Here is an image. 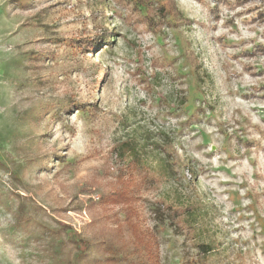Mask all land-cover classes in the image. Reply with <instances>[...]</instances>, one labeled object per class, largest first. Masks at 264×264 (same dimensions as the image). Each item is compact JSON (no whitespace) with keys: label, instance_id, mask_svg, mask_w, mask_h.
<instances>
[{"label":"rangeland","instance_id":"obj_1","mask_svg":"<svg viewBox=\"0 0 264 264\" xmlns=\"http://www.w3.org/2000/svg\"><path fill=\"white\" fill-rule=\"evenodd\" d=\"M176 1L0 0V264H108L124 215L90 199L145 167L158 264H264V6Z\"/></svg>","mask_w":264,"mask_h":264},{"label":"trees","instance_id":"obj_2","mask_svg":"<svg viewBox=\"0 0 264 264\" xmlns=\"http://www.w3.org/2000/svg\"><path fill=\"white\" fill-rule=\"evenodd\" d=\"M241 4H246L249 2H259L264 6V0H238ZM257 4V3H256ZM147 17H149V24H155V18L160 19V22H164V20L169 15H180V10L177 5L176 0H164L162 5H154L152 2H149L147 5ZM257 18L259 20L262 19L264 21V8L258 11ZM183 21H188L189 19L183 17ZM113 31L105 29L102 34L95 37L90 43L91 48H96L99 46L101 42L112 43L113 37L116 35L112 33ZM257 50L264 52V47H259ZM129 144L128 141L123 143V145ZM136 146L128 152L124 153L120 150V155L127 157L128 160L132 158H139V154L135 151ZM141 156V155H140ZM126 160V158H125ZM151 168L145 167L143 178L140 184H146L149 186L150 184L158 183L159 179L157 176H150ZM118 175L116 176L117 188H114L109 193L101 197L99 200L90 199V205L92 204H102L105 207L108 205L112 206H120L122 208V212L124 215V219L122 222L116 225L117 231L115 232L114 237H110V239H101L95 242V244L100 248L103 255L106 257V261L108 264H139L138 261L135 260V257L131 258L130 249H135L133 253L140 255V264L142 259L145 260L146 264H158V256L154 250V233L151 230L145 229L142 226L139 217V211L136 206V196L134 195V187L139 184L135 182H131V180H126L125 176H127L126 171L121 168L119 169ZM88 204V206H90ZM180 211L175 212L174 215H180ZM200 248V252L206 254L209 252L212 247L209 243H201L198 245Z\"/></svg>","mask_w":264,"mask_h":264}]
</instances>
